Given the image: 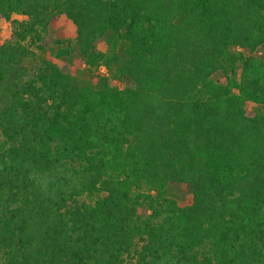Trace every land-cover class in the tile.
I'll return each mask as SVG.
<instances>
[{"label": "trees", "instance_id": "1", "mask_svg": "<svg viewBox=\"0 0 264 264\" xmlns=\"http://www.w3.org/2000/svg\"><path fill=\"white\" fill-rule=\"evenodd\" d=\"M61 15L75 38L50 40ZM0 21V264H264V0H0Z\"/></svg>", "mask_w": 264, "mask_h": 264}, {"label": "rangeland", "instance_id": "2", "mask_svg": "<svg viewBox=\"0 0 264 264\" xmlns=\"http://www.w3.org/2000/svg\"><path fill=\"white\" fill-rule=\"evenodd\" d=\"M13 18L21 19L19 16L14 15ZM11 32V26L5 21H0V45L5 42ZM47 37L50 40L54 39H74L75 38V27L72 23L66 19L65 16L61 15L59 19L50 24L48 28ZM56 52V50L54 51ZM46 57H50L49 52L45 54ZM26 64H29L26 62ZM71 67L72 71L75 74L76 78L79 80H88L89 79V71L85 65L80 64V58L76 52V50L72 53L71 56ZM97 74L99 76H108V73L105 67H99ZM222 77L218 76L217 80L222 81ZM120 87H123L122 84H119ZM247 108L249 110H258L260 112H264V107L256 106L253 104H247ZM168 196L174 198L177 201H185L188 198L187 193L175 184H171L168 188Z\"/></svg>", "mask_w": 264, "mask_h": 264}]
</instances>
